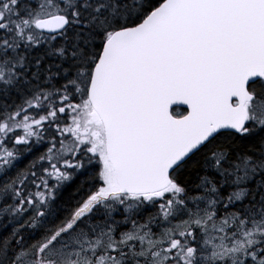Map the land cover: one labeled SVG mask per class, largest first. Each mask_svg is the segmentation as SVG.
<instances>
[{"label": "snow or ice", "instance_id": "6c2138e0", "mask_svg": "<svg viewBox=\"0 0 264 264\" xmlns=\"http://www.w3.org/2000/svg\"><path fill=\"white\" fill-rule=\"evenodd\" d=\"M0 264H264V0H0Z\"/></svg>", "mask_w": 264, "mask_h": 264}, {"label": "flooded vegetation", "instance_id": "af4514ba", "mask_svg": "<svg viewBox=\"0 0 264 264\" xmlns=\"http://www.w3.org/2000/svg\"><path fill=\"white\" fill-rule=\"evenodd\" d=\"M176 108V107H175ZM180 108V107H179ZM176 110V109H175ZM187 109L186 108H180V109H178V111H180V112H185Z\"/></svg>", "mask_w": 264, "mask_h": 264}, {"label": "water", "instance_id": "95a60500", "mask_svg": "<svg viewBox=\"0 0 264 264\" xmlns=\"http://www.w3.org/2000/svg\"><path fill=\"white\" fill-rule=\"evenodd\" d=\"M175 107H180V108H186L187 109V106L186 105H179V106H174Z\"/></svg>", "mask_w": 264, "mask_h": 264}, {"label": "trees", "instance_id": "16d2710c", "mask_svg": "<svg viewBox=\"0 0 264 264\" xmlns=\"http://www.w3.org/2000/svg\"><path fill=\"white\" fill-rule=\"evenodd\" d=\"M174 109L178 110V109H180V108H179V107H176V108H174Z\"/></svg>", "mask_w": 264, "mask_h": 264}]
</instances>
